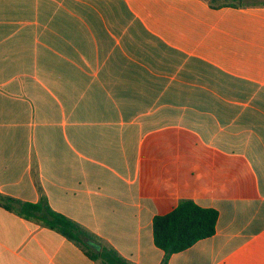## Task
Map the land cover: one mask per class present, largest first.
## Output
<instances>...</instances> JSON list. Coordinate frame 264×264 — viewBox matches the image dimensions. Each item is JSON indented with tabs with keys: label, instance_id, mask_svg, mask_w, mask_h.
Returning a JSON list of instances; mask_svg holds the SVG:
<instances>
[{
	"label": "crops",
	"instance_id": "crops-1",
	"mask_svg": "<svg viewBox=\"0 0 264 264\" xmlns=\"http://www.w3.org/2000/svg\"><path fill=\"white\" fill-rule=\"evenodd\" d=\"M1 197L48 200L132 264H264V0H0V264H104Z\"/></svg>",
	"mask_w": 264,
	"mask_h": 264
},
{
	"label": "trees",
	"instance_id": "trees-1",
	"mask_svg": "<svg viewBox=\"0 0 264 264\" xmlns=\"http://www.w3.org/2000/svg\"><path fill=\"white\" fill-rule=\"evenodd\" d=\"M244 0H210L212 6H239ZM2 205L33 218L45 226L58 231L70 241L80 245L84 253L94 261L104 264H132L112 247H102L97 237L79 223L51 208L46 198L38 203L23 202L11 197H1ZM218 212L203 208L192 200H184L170 213L153 219L155 245L164 252L161 264H167L170 256L182 252L216 232Z\"/></svg>",
	"mask_w": 264,
	"mask_h": 264
}]
</instances>
